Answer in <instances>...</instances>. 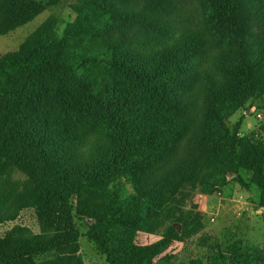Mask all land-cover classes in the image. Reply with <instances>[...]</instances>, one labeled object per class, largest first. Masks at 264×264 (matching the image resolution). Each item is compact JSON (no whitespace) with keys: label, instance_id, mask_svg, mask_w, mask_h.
<instances>
[{"label":"trees","instance_id":"16d2710c","mask_svg":"<svg viewBox=\"0 0 264 264\" xmlns=\"http://www.w3.org/2000/svg\"><path fill=\"white\" fill-rule=\"evenodd\" d=\"M179 1L73 0L0 56V221L30 208L44 227L0 235V264H83L81 238L136 264L195 233L173 204L184 186H255L264 208V139L215 108L264 96V0H194L202 18L183 29ZM45 8L0 0V34ZM261 249L231 242L225 264H264Z\"/></svg>","mask_w":264,"mask_h":264},{"label":"rangeland","instance_id":"374dc122","mask_svg":"<svg viewBox=\"0 0 264 264\" xmlns=\"http://www.w3.org/2000/svg\"><path fill=\"white\" fill-rule=\"evenodd\" d=\"M72 1L45 0V10L32 22L6 35L0 34V56L15 51L49 17L68 19V6ZM177 5L180 9L175 17L178 28H195L196 22L202 18V9L200 16L194 0H180ZM204 22L200 20L199 26ZM215 108L231 123L240 124L242 137L251 135L256 139H264V96L255 100L222 99L216 103ZM13 178L17 179L18 176L14 175ZM227 188L230 199L235 197V202L224 201ZM250 189L246 191L239 184L231 182L220 192L209 194L201 187L184 186L173 199V204L181 209L195 233L182 241H170L161 250L136 264H225L226 255L223 251L227 244L234 241H242L252 249L257 248L255 253L261 255V248H264V211L254 213L259 209L258 190L255 186ZM238 198L240 202L236 201ZM171 223V219H165L154 234L139 233L135 249H143L159 240ZM15 225L33 234L44 231L35 211L30 208L20 210L13 221H0V235ZM174 225L180 227V233L182 224ZM53 255L45 254L42 260L53 258ZM79 255L83 264H110L108 256L98 251L86 238L79 240Z\"/></svg>","mask_w":264,"mask_h":264},{"label":"crops","instance_id":"0c3cea01","mask_svg":"<svg viewBox=\"0 0 264 264\" xmlns=\"http://www.w3.org/2000/svg\"><path fill=\"white\" fill-rule=\"evenodd\" d=\"M226 187H227V186H226ZM225 190H226V194H225L226 196H225V198H224V201H231V200L234 201L233 199H234L235 197H233L232 199H230V196H229V194H228V193H229V189L227 188V189H225ZM225 190H224V191H225ZM239 198H240V197H239ZM239 198H238V199H239ZM236 201L240 202V199H239V200H236ZM234 202H235V201H234ZM225 204H227V203L225 202ZM229 210H230V209H229ZM229 210L227 209V211H229ZM225 258H226L225 260H227V256H225Z\"/></svg>","mask_w":264,"mask_h":264},{"label":"built area","instance_id":"2783aa9c","mask_svg":"<svg viewBox=\"0 0 264 264\" xmlns=\"http://www.w3.org/2000/svg\"><path fill=\"white\" fill-rule=\"evenodd\" d=\"M262 211H264V208H259V209L256 210L254 213H256V214H260Z\"/></svg>","mask_w":264,"mask_h":264},{"label":"water","instance_id":"95a60500","mask_svg":"<svg viewBox=\"0 0 264 264\" xmlns=\"http://www.w3.org/2000/svg\"><path fill=\"white\" fill-rule=\"evenodd\" d=\"M174 228L179 231L180 230V227L178 225H174Z\"/></svg>","mask_w":264,"mask_h":264}]
</instances>
